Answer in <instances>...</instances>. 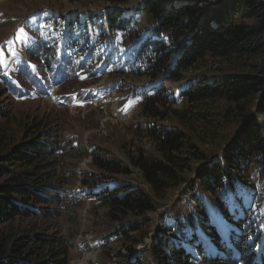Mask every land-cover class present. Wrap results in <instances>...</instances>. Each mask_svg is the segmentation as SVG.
Returning <instances> with one entry per match:
<instances>
[{
    "label": "trees",
    "instance_id": "trees-1",
    "mask_svg": "<svg viewBox=\"0 0 264 264\" xmlns=\"http://www.w3.org/2000/svg\"><path fill=\"white\" fill-rule=\"evenodd\" d=\"M108 2L111 8L85 15L82 26L98 27L103 35L116 31L124 47L135 45L138 72L158 82L179 80L191 69L200 71L178 90L185 106L170 111L173 124L150 126L152 153L140 151L130 158L148 189L118 179L110 183L131 171L104 150L93 157L99 173L80 178L115 226L101 240L108 243L121 237L138 243L131 234L140 233L143 217L169 191L184 186L200 201L201 192L213 188L216 205L231 223L229 239L208 224V230L203 227L207 238L196 244L193 229L199 219H192V224L177 221L169 237L156 234L149 250L153 261L148 264H264V195L258 221L249 215L252 208H244L240 215L225 209L231 200L243 204L238 196L247 187L243 174L249 164L264 171V0H145L133 12L120 9L129 0ZM137 12L150 20L144 34L136 26ZM28 54L34 66L18 65L14 81L0 76V264H69L67 243L59 232L48 231L56 228L55 223L44 226V221L59 214L67 196L58 171L59 154L65 157L67 151L78 149L61 147L57 121L50 115L26 116L10 134L12 126L5 120L12 115L1 96L19 101L47 95L51 88L88 71L89 64L73 54L58 55L44 40L34 43ZM152 90L143 110L154 114L165 105L166 91ZM192 172L195 180L190 181ZM198 216L208 220L207 209H199ZM177 240L186 241L190 249ZM129 253L135 254L134 246ZM125 257L115 264H146L141 254Z\"/></svg>",
    "mask_w": 264,
    "mask_h": 264
},
{
    "label": "rangeland",
    "instance_id": "rangeland-1",
    "mask_svg": "<svg viewBox=\"0 0 264 264\" xmlns=\"http://www.w3.org/2000/svg\"><path fill=\"white\" fill-rule=\"evenodd\" d=\"M144 1L129 0L120 9L133 12ZM109 8L108 0H0V50L4 52L0 76L14 81L18 65L34 66L28 49L38 40L47 41L48 46L60 56L73 54L76 60L89 64L88 71L58 87L52 96H24L19 101L8 94L1 96L12 115L11 119L5 120L12 126L8 127L10 134L16 132L26 116L50 115L52 121H57L55 130L62 142L61 147L78 149L77 152L67 151L65 157L59 154L58 171L67 196L59 214L44 221V226L55 223L58 230L52 228L48 231L56 232V235L59 232L64 238L68 245L69 264H115L126 259V255L129 259L138 254L148 264L153 261L149 250L156 234L160 232L162 236L169 237L177 221L192 224V219L195 222L199 219L193 229L196 244L207 238L203 227L208 230V224L216 225L224 231V238L229 239L231 223L216 205L214 189L201 192L202 201H199L192 196L194 192L186 193L183 186L169 191L160 205L143 217L140 233L137 236L131 234L138 243L121 237L112 238L108 243L101 240L115 226L108 220L106 209L89 195L91 190L87 193L88 188L82 186L80 178L84 173H99L93 157L105 153L104 150L121 159L124 166L129 165L131 171L130 175L111 178L110 183L118 179L148 189L139 171L131 166L130 158L140 151L152 153L155 144L150 126L173 124L170 111L185 106V101L177 96L178 90L192 82L200 71V68L191 69L184 72L179 80L158 82L142 75L133 58L135 45L124 47L116 31L108 30L103 35L98 27L85 29L82 26L85 15L102 13ZM134 16L136 26L143 34L150 30V20L144 12H137ZM154 87H163L166 91L163 97L165 105H159L157 112L151 114L143 110V104L152 96ZM85 92L90 94L89 99H86ZM170 94H173L174 102ZM189 176L190 181L195 180L193 172ZM243 176L247 187L244 185L238 196L243 204H234L235 201L231 200L225 209L240 215L245 213L244 208H252L249 215L258 221L257 209L264 195V171L255 164H249V170ZM204 208L208 211V220L201 221L198 211ZM256 224H253L255 228ZM177 241L190 249L186 241ZM132 246L135 249L133 255L129 253ZM195 264L209 263L200 261Z\"/></svg>",
    "mask_w": 264,
    "mask_h": 264
},
{
    "label": "snow or ice",
    "instance_id": "snow-or-ice-1",
    "mask_svg": "<svg viewBox=\"0 0 264 264\" xmlns=\"http://www.w3.org/2000/svg\"><path fill=\"white\" fill-rule=\"evenodd\" d=\"M3 59H4V52L3 50H0V64L3 63Z\"/></svg>",
    "mask_w": 264,
    "mask_h": 264
},
{
    "label": "bare ground",
    "instance_id": "bare-ground-1",
    "mask_svg": "<svg viewBox=\"0 0 264 264\" xmlns=\"http://www.w3.org/2000/svg\"><path fill=\"white\" fill-rule=\"evenodd\" d=\"M86 257H88V256H86ZM79 264H83V263L80 262Z\"/></svg>",
    "mask_w": 264,
    "mask_h": 264
}]
</instances>
